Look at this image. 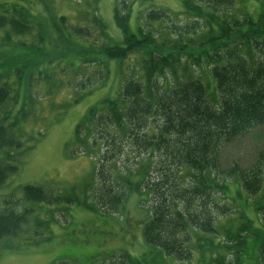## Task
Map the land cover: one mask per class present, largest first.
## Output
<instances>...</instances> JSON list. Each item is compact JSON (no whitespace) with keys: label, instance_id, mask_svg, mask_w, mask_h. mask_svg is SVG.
Listing matches in <instances>:
<instances>
[{"label":"trees","instance_id":"1","mask_svg":"<svg viewBox=\"0 0 264 264\" xmlns=\"http://www.w3.org/2000/svg\"><path fill=\"white\" fill-rule=\"evenodd\" d=\"M181 1L187 14L204 21L205 31L196 40L189 39L192 44L198 41L187 46L189 51L184 43L167 48L176 52L174 56L140 28L128 29L129 8L122 13L119 1H115L113 18L120 41L107 33L98 14L92 18L102 35L97 41L102 38L104 43L84 46L80 68L97 65L105 80L108 60L126 63L139 54V65L128 64L129 79L119 92L90 107L74 128L78 151L97 157L91 159L95 167L89 182L83 184L81 200L66 193L53 196L41 186H24L25 206L20 212L12 200L0 208V249L7 248L11 238H24L29 244L49 239L52 222L58 221L55 212L66 217L67 205L77 204L101 215L118 214L135 193L149 214L142 226L147 247L139 256L124 252L122 264L189 262L195 248L201 253L200 264H237L239 254L227 241L242 247L247 240L259 247V264L264 261V223L259 218L264 217V163L245 169L236 164L224 167L219 159L224 145L264 125V1L196 0L209 6L207 11L194 0ZM249 1L256 5L252 12ZM236 4L242 9L236 10ZM17 6L0 2V29L8 30L3 41L9 46L41 43L46 27L41 17L23 4ZM148 18L157 17L148 14ZM65 20L60 16V22ZM32 32L35 42L17 41ZM72 32L83 40L91 36L83 24L72 26ZM11 34L17 35L14 42ZM94 53L98 57L92 58ZM66 63L73 66L75 60ZM196 68L203 73L209 70V78L196 74ZM39 74L33 75L38 83L44 72ZM14 77L11 86L7 81L0 86V150L21 148L23 129L18 124L25 123L35 100L29 90L32 76L25 83L20 71ZM44 82L46 94L41 95L47 98L59 82ZM15 83L25 87L20 95V88H12ZM93 88L89 83L81 94ZM10 94L13 109L4 114ZM16 169L0 162V186ZM43 205L51 206L44 218L38 215ZM64 259L61 255L58 264H70Z\"/></svg>","mask_w":264,"mask_h":264},{"label":"rangeland","instance_id":"2","mask_svg":"<svg viewBox=\"0 0 264 264\" xmlns=\"http://www.w3.org/2000/svg\"><path fill=\"white\" fill-rule=\"evenodd\" d=\"M115 1H119L122 13L129 8L128 29L136 32L140 28L149 37L162 42L169 55L174 56L176 53L167 49L173 48L175 44L184 43V48L189 51L187 46H196L198 42L192 44L189 39L196 40L205 31L204 21L187 14L181 0H21L22 3L20 0H0L14 4V8L18 7V3L25 5L28 10L41 17L40 20L46 26L41 43L35 42L37 38L34 32L22 37L23 39L11 34L13 42L17 37V41L35 42L34 45L9 46L11 44L3 41L8 34L7 28L0 29V86L3 81L11 86L14 76L20 71L23 83L28 82L32 76L30 81L34 84L29 90L31 99L35 98L25 123L18 124L23 129L20 136L21 148L0 150V162H9L17 168L0 186V208L5 201L12 200L15 210L20 212L25 206L23 187L26 185L41 186L53 196L66 193L67 196L81 200L83 184L89 182V175L95 167V161L92 160L97 157L94 154L89 157L79 152V148L78 151L77 147L80 145L74 140V128L90 107L100 106L103 99L113 98L119 92L121 84L129 79L131 69L128 64L135 67L139 65V54H134L135 59L126 63L108 60L105 80L100 78L102 74L97 71V65L88 64L86 68H80V57H83L80 52L85 49L84 46H94L97 43L100 46L104 43L102 38L97 41L102 35L95 22H92L96 14L104 23L107 33L115 41H120L121 32L113 18ZM197 4L206 11L210 10L203 3ZM255 8L256 5L249 1L248 10L252 12ZM235 9H242V6L236 4ZM148 14L157 18L149 19ZM60 16L66 17L65 24L59 21ZM82 24L89 28V39L83 40L73 35L72 26ZM60 37L68 40L62 42ZM184 56L180 55V59L187 62ZM91 57L98 56L94 53ZM71 58L75 60L73 66L66 63ZM184 62H181L183 66ZM188 65H191L190 62ZM41 71L44 72L41 82H35L38 77L33 75H38ZM195 72L204 79L209 78V70L203 73L196 68ZM44 81H50V85L59 82L58 89L48 93L47 98L41 95L46 94ZM83 83L85 86L90 83L94 88L89 93L81 94L85 87L81 86ZM12 88H20L19 95L25 90L19 83H15ZM13 104L14 98L10 94L3 113H6V109L11 111ZM219 159L224 167L236 164L245 169L260 161L264 163V125L224 145ZM103 169L106 172L108 170L106 167ZM67 206L68 212L64 216L66 220L61 211L55 212L58 221L52 222V237L39 244H29L24 238H11L8 247L0 249V264H58L57 259L61 255H65L64 260L70 264H122L120 258L124 252L139 256L146 250L142 226L149 214L144 205L138 204V195L135 193L129 195L118 214L101 215L77 204ZM50 207L43 205L44 210L38 215L44 218L45 210ZM249 217L258 222L250 212ZM259 218L264 223L262 214ZM261 236L264 246V229ZM227 242L239 254L237 264H259V247L255 242L247 240L242 247ZM194 251L189 262H170L200 264L197 257L201 253L196 248ZM205 253L207 256L212 254L208 250ZM227 260H230V256ZM260 264H264V261Z\"/></svg>","mask_w":264,"mask_h":264}]
</instances>
